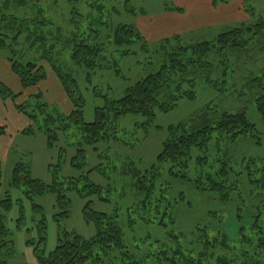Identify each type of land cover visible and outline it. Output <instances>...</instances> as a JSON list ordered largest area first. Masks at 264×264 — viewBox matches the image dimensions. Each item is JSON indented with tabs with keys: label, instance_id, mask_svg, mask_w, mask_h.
I'll return each instance as SVG.
<instances>
[{
	"label": "trees",
	"instance_id": "16d2710c",
	"mask_svg": "<svg viewBox=\"0 0 264 264\" xmlns=\"http://www.w3.org/2000/svg\"><path fill=\"white\" fill-rule=\"evenodd\" d=\"M65 1L72 10L71 24L76 27V32L55 35L51 27L53 21L35 6L32 9L37 10V16L31 22L3 13L0 18V55L4 56L22 91L37 89L46 82L47 71L42 64L46 62L69 102L70 111L63 113L57 106L49 105L41 91L17 104L21 92L12 91L1 80L0 100H11L16 112L27 119L28 124L21 134L44 136L48 150L59 147L61 135L67 141L72 136L78 137L76 142L66 146L74 147L76 152L71 160L73 168L83 171L87 167L85 146L118 140L122 118L140 117L145 125L135 132L146 129L153 124L157 114L175 110L181 101L197 99L196 87L200 83L227 99L233 97L241 101L249 98L243 105L254 107L264 129V15L253 8L256 0H245L242 4L243 11L250 18L248 22L242 21L208 40L184 42L181 35L163 39L159 61L144 65L154 70L127 86L121 98L107 100L103 107L96 108L91 123L84 121L85 100L73 72L64 71L59 59L68 56L72 69L102 70L107 68L103 65L105 55L112 49L125 58L135 54L131 49L136 45L144 52L146 44L133 24L119 22L126 15L137 16L133 10L124 12V15L119 10L108 9L107 0H84L90 8V15L84 21L76 18L80 0ZM229 2L212 0V6ZM4 3L3 12L10 6L20 7L19 1ZM167 3L162 12L183 13L171 0ZM138 15L146 16L147 12L141 9ZM103 33L110 38L106 46L97 43L103 42ZM22 43L30 50L34 49L40 57L31 60L18 57L16 47ZM232 59L237 67L256 66L253 70L247 67V75L241 78L242 91L237 95L230 94L225 87L226 80L231 78L228 67ZM115 75L119 76L117 71ZM95 95L101 96L100 93ZM248 107L233 110L208 104L185 123L167 128L161 151L148 168L131 164L133 167L122 170L134 201L126 209L129 227L154 225L161 230V237L133 236L129 242L119 226L117 214L96 212L87 202L82 214L86 223L94 225L95 235L88 240L75 232L60 230L57 245L47 257L34 251L39 264H264V158L238 157L234 146L247 140L254 141L257 146L263 145L264 130H258L252 122ZM4 129L0 125V135L4 134ZM1 167L0 160V183ZM104 169L105 165L101 163L81 178L61 182L57 181L58 171L51 170L53 182L48 185L32 177L29 163L19 162L13 167L9 187L22 189L28 200L55 195V206L63 210L58 216L67 218L69 200L66 192H74L82 200L98 195L106 202L102 198L103 188L88 177L99 170V174L107 178L101 173ZM64 183L67 188H62ZM188 188L198 197L220 205L216 211H207L217 226L195 224L187 234L175 229L177 209L192 208V202L185 194ZM1 207L5 213L10 211L8 191ZM33 210L42 211L37 205H33ZM228 211L238 227L235 239L223 230ZM8 233L0 216V248L14 246L5 240ZM0 264L8 262L1 260Z\"/></svg>",
	"mask_w": 264,
	"mask_h": 264
},
{
	"label": "rangeland",
	"instance_id": "374dc122",
	"mask_svg": "<svg viewBox=\"0 0 264 264\" xmlns=\"http://www.w3.org/2000/svg\"><path fill=\"white\" fill-rule=\"evenodd\" d=\"M5 1L0 0V18L2 14H14L19 20L31 22L36 19L37 9H42L48 20H52V32L56 35L61 32L65 35L67 32H76V27L71 24V8L65 0H15L19 1V6H10L6 11H2ZM13 1V0H11ZM108 1V2H107ZM108 9L129 12L133 10L137 16H124L119 22L125 25L133 24L145 42V51H140V46L136 45L131 52L134 55L122 58L120 52L112 49L106 53L105 63L102 70L86 71L81 68L72 69L68 56L57 57L59 63L63 65L64 71H69L74 75L80 92L82 93L85 105L83 108L84 121L91 123L94 120V110L105 105V101L121 98L123 91L127 86L142 76H146L148 72L154 70L151 66H144L145 63L152 64L159 61L161 42L163 39L170 38L173 35H181L184 42H198L208 40L218 33H223L227 29L238 26L242 21L248 22L249 16L242 9L243 0H230L227 8H221L219 11L212 9L211 0H171L174 7L183 10L182 14L165 13V4L170 0H107ZM228 1V0H227ZM125 2L127 4L125 5ZM11 2L8 3V5ZM168 7V6H167ZM253 8L258 13L264 15V0H256ZM143 9L147 12L146 16L138 15ZM77 19L86 20L90 15V8L84 0H80L77 5ZM125 15V14H124ZM102 34L101 41L97 42L106 46L110 38H106ZM59 50L61 48L59 47ZM147 51V52H146ZM18 57L25 60L39 58L34 49L30 50L26 44L22 43L16 47ZM0 57H4L1 56ZM47 71V80L37 89L22 91L20 85L18 89L10 81L12 77L7 71L0 69V78L8 87L16 92L20 91V98L16 103H22L29 99V96L41 91L45 96V101L49 105L57 106L61 112H69V102L64 94L58 88V83L54 77L51 68L46 62L42 63ZM248 68L255 69L256 66L249 64L236 66L233 63L229 65L231 69V78L225 87L230 94L237 95L242 91L241 78L248 73ZM106 70V71H104ZM115 71L119 76L115 75ZM219 81L220 78L216 79ZM200 83L196 87L197 99L194 101H181L175 110L167 114H157L156 119L151 126H144L143 119L140 117L126 116L119 121L120 133L118 140H109L99 143L95 146H85L87 167L83 171H79L71 166V160L75 155L74 147H66L68 143L76 142L78 137L67 139L61 135L59 147L54 150H48L46 139L42 135L33 137L24 136L20 131H16L21 127V122L8 113L7 106L13 105L11 100L3 102L4 108H0V125L3 126L4 134L0 135V160L2 179L0 183V216L3 217L4 225L8 230L5 240L13 243L12 248H0V261L6 260L8 264H39L35 257L34 251L41 252L47 257L57 245V236L59 231L75 232L85 239H91L95 235L94 225L86 223L83 218L82 210L87 202L91 204V208L99 213L117 214V221L121 227L124 236L130 242L133 236L147 238L161 237V230L154 225H136L134 228L129 227V218L126 209L133 204L132 190L126 186V176L122 175L124 168L140 166L146 169L154 163L153 160L161 151V143L166 139V130L171 125L185 123L187 119L198 115L199 110H204L206 105L218 106L224 109L237 110L249 98L243 100L224 98L209 87ZM221 87V86H219ZM19 92V93H20ZM100 93L101 96L95 94ZM15 109V107H14ZM16 111V109H15ZM247 113L258 130L263 131V126L259 115L254 107L250 105ZM19 114V113H18ZM21 115V114H20ZM27 126V125H26ZM264 134V133H263ZM263 145L257 146L254 141H240L235 146L236 155L252 156L264 158V137H261ZM126 144V146L124 145ZM61 153V154H60ZM29 163L31 166L32 177L41 182L50 185L53 182L51 170H57V181H65L69 178H81L86 172L103 163L105 169L101 173L93 172L88 175L90 181L103 188L102 201L97 196L88 199H80L74 192H66L69 200L68 217L58 216L63 210L58 209L56 205L55 195H45L43 197H34L28 200L22 189H10L9 182L13 167L19 163ZM167 172V169L164 172ZM105 173V174H104ZM81 185V182H78ZM175 187V186H174ZM62 188H67L64 183ZM177 190V189H176ZM9 192L11 199L10 211L4 212L1 202L5 198V192ZM185 194L192 202V208L180 207L176 212L177 224L175 229L185 234L189 233L195 224H206L209 227H215L218 223L210 219L207 215L208 210L216 211L220 205L215 201L207 200L205 197H198L194 191L189 188L185 189ZM131 203V204H130ZM33 205L39 206L42 211L34 212ZM228 217L224 221L223 230L229 234L231 239H235L237 229L236 221L230 211ZM58 216V217H57ZM20 218L22 221H20ZM245 222H248L247 220ZM42 238L44 240H42Z\"/></svg>",
	"mask_w": 264,
	"mask_h": 264
},
{
	"label": "crops",
	"instance_id": "0c3cea01",
	"mask_svg": "<svg viewBox=\"0 0 264 264\" xmlns=\"http://www.w3.org/2000/svg\"><path fill=\"white\" fill-rule=\"evenodd\" d=\"M234 1V0H233ZM244 1L245 0H243V2H242V4L244 3ZM210 5H211V7H212V9H214L215 10V12L216 11H219L222 7L223 8H227L229 5H231L230 3H228V4H219L217 7H213L212 6V0L210 1ZM0 69H3V70H5V71H7L8 72V74L10 75H12V73H11V71H10V68H9V66H8V63L5 61V59L4 58H2V57H0ZM10 75V76H11ZM13 76V75H12ZM11 76V77H12ZM0 80L1 81H3L2 80V78H0ZM12 83H13V85L16 87V90L18 89V81L16 80V79H14L13 77H12V80H10ZM4 103L0 100V108H4V105H3ZM7 108H8V113H11V115L13 116V117H15V118H18V120L21 122V127L19 128V129H17L16 131H20L22 128H24V127H26V125L28 124V121H27V119L23 116V115H20V114H18L16 111H15V109H14V106L11 104V105H9V106H7ZM1 121V120H0Z\"/></svg>",
	"mask_w": 264,
	"mask_h": 264
}]
</instances>
